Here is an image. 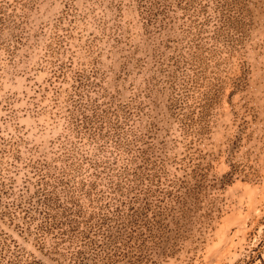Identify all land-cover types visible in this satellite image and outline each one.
Instances as JSON below:
<instances>
[{"label":"rangeland","instance_id":"1","mask_svg":"<svg viewBox=\"0 0 264 264\" xmlns=\"http://www.w3.org/2000/svg\"><path fill=\"white\" fill-rule=\"evenodd\" d=\"M264 0H0V264L264 258Z\"/></svg>","mask_w":264,"mask_h":264},{"label":"trees","instance_id":"2","mask_svg":"<svg viewBox=\"0 0 264 264\" xmlns=\"http://www.w3.org/2000/svg\"><path fill=\"white\" fill-rule=\"evenodd\" d=\"M262 245H264V235L258 241V245L255 248H253V251L254 250H257L259 248V246H262ZM257 257L259 259V264H264V258L261 256L260 253L257 254ZM254 261H255V255H254V253H250V256L247 257L246 259H244V263L245 264H253Z\"/></svg>","mask_w":264,"mask_h":264}]
</instances>
